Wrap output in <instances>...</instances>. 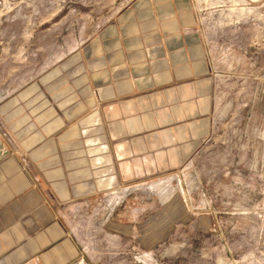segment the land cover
<instances>
[{
	"label": "rangeland",
	"instance_id": "374dc122",
	"mask_svg": "<svg viewBox=\"0 0 264 264\" xmlns=\"http://www.w3.org/2000/svg\"><path fill=\"white\" fill-rule=\"evenodd\" d=\"M136 2L0 0V102L63 61H83ZM183 4L210 66L212 115L196 118H211L210 132L182 145L180 164L150 155L146 180L73 211L79 253L69 264H264V0Z\"/></svg>",
	"mask_w": 264,
	"mask_h": 264
},
{
	"label": "crops",
	"instance_id": "0c3cea01",
	"mask_svg": "<svg viewBox=\"0 0 264 264\" xmlns=\"http://www.w3.org/2000/svg\"><path fill=\"white\" fill-rule=\"evenodd\" d=\"M183 3L137 0L83 61H63L0 102V264L76 261L73 211L146 180L150 155L180 164L182 145L210 132L211 118L196 120L212 115L210 66ZM94 58L105 63L96 69Z\"/></svg>",
	"mask_w": 264,
	"mask_h": 264
},
{
	"label": "water",
	"instance_id": "95a60500",
	"mask_svg": "<svg viewBox=\"0 0 264 264\" xmlns=\"http://www.w3.org/2000/svg\"><path fill=\"white\" fill-rule=\"evenodd\" d=\"M129 189V187H124V188H122L121 190L123 191V190H128ZM119 190H114V191H112V192H110L111 194H115L116 192H118Z\"/></svg>",
	"mask_w": 264,
	"mask_h": 264
}]
</instances>
